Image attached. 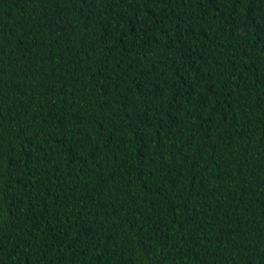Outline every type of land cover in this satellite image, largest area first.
<instances>
[{"label": "trees", "instance_id": "16d2710c", "mask_svg": "<svg viewBox=\"0 0 264 264\" xmlns=\"http://www.w3.org/2000/svg\"><path fill=\"white\" fill-rule=\"evenodd\" d=\"M0 0V264H264V0Z\"/></svg>", "mask_w": 264, "mask_h": 264}, {"label": "snow or ice", "instance_id": "6c2138e0", "mask_svg": "<svg viewBox=\"0 0 264 264\" xmlns=\"http://www.w3.org/2000/svg\"><path fill=\"white\" fill-rule=\"evenodd\" d=\"M210 2H214V0H210ZM153 0H145L144 6L151 7Z\"/></svg>", "mask_w": 264, "mask_h": 264}]
</instances>
